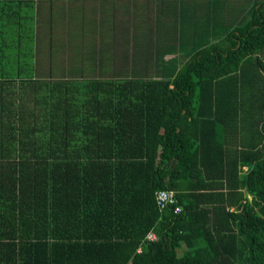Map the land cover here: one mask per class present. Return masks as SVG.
Segmentation results:
<instances>
[{
    "label": "trees",
    "instance_id": "trees-1",
    "mask_svg": "<svg viewBox=\"0 0 264 264\" xmlns=\"http://www.w3.org/2000/svg\"><path fill=\"white\" fill-rule=\"evenodd\" d=\"M31 5L0 0V264H264V74L247 125L235 72L264 68V1L238 43L143 81L33 76Z\"/></svg>",
    "mask_w": 264,
    "mask_h": 264
},
{
    "label": "crops",
    "instance_id": "crops-1",
    "mask_svg": "<svg viewBox=\"0 0 264 264\" xmlns=\"http://www.w3.org/2000/svg\"><path fill=\"white\" fill-rule=\"evenodd\" d=\"M66 1L72 3L66 6L57 0L52 9L51 6L44 8L45 2L41 4L39 0L37 8L42 6L44 11L48 7L47 13L54 10L59 14L55 24L57 45L69 51L72 48L70 39L75 36V39L80 40L81 45L78 47L82 49L81 54L75 60L76 57H70L68 51L64 57V53H58L55 60L56 74L44 77L60 80L143 81L170 80L196 51L213 46L220 53L227 45H232L231 41L238 43V29L264 0L61 2ZM79 8L87 20L86 26H81L80 21L76 20ZM257 54L264 60V47ZM235 72L240 74L237 76L240 79V108L247 114L245 124L249 125L253 114L260 111L256 107V99L260 98L264 68L253 60H246L241 64L240 72L238 69ZM230 76L232 72L227 73L229 79L217 85L218 97L232 98V89L237 80ZM233 104L230 99L223 109L232 114ZM231 125L230 119L227 126Z\"/></svg>",
    "mask_w": 264,
    "mask_h": 264
},
{
    "label": "rangeland",
    "instance_id": "rangeland-1",
    "mask_svg": "<svg viewBox=\"0 0 264 264\" xmlns=\"http://www.w3.org/2000/svg\"><path fill=\"white\" fill-rule=\"evenodd\" d=\"M38 1L39 0H32V5L30 8V10L32 11V20H33V23L31 21L32 25L30 26L32 27L36 26L37 32L35 33L34 44H33V41H32V44L31 42L30 43L28 42L29 44L28 50L32 51L33 50L32 48H34L35 52L33 51L32 54L29 55V57L28 55L23 56L24 57L23 62H27V63L31 62L32 61L31 56L34 54L33 59L35 61V58H36V62H33V61L32 62L36 63V67L34 66L32 75L36 77L37 76L44 77L47 75L53 76L56 74L55 60H56V56H58V53L59 54L64 53L63 54V57H64L69 52L70 57L75 56L76 57L75 60H77V56H80L82 49L78 47L81 45L79 42L80 40L75 39V36L72 39H70L71 41L69 45H71L72 48L69 49V51L66 48L62 49L60 44L57 45L56 43L57 34L55 32V24L57 21V16L59 14H57L54 10H52V12L50 13H47L46 10L48 9V7L44 11H43V8H41L42 6L40 8H37ZM40 1H41V4L45 2L44 8L46 6H51V8L54 9L53 7L56 6L57 0H40ZM58 1H60L59 3H62L63 5H66V6L72 3L71 1L70 2L68 1L61 2L62 0H58ZM78 4H79V1H78ZM82 12L83 11L79 8L77 10L78 14L75 17H76V20L80 21L81 26L83 25L86 26L87 20L85 19V15H83ZM84 47H85V43H84ZM25 59L27 61H25ZM39 64L41 66H38ZM59 71H61V69H59Z\"/></svg>",
    "mask_w": 264,
    "mask_h": 264
},
{
    "label": "built area",
    "instance_id": "built-area-1",
    "mask_svg": "<svg viewBox=\"0 0 264 264\" xmlns=\"http://www.w3.org/2000/svg\"><path fill=\"white\" fill-rule=\"evenodd\" d=\"M175 196V190L172 188H159L154 192V201L158 208H163L173 203ZM173 212H177L179 207L174 205L172 207ZM144 240H154L156 239V234L152 229H149L145 232L143 236ZM136 251H140V246L138 245L135 249ZM123 264H130V259H128Z\"/></svg>",
    "mask_w": 264,
    "mask_h": 264
}]
</instances>
